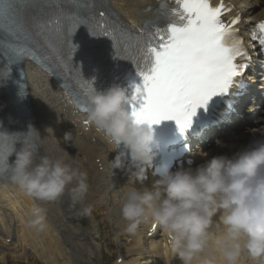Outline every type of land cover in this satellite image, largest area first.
<instances>
[{
    "label": "clouds",
    "instance_id": "obj_1",
    "mask_svg": "<svg viewBox=\"0 0 264 264\" xmlns=\"http://www.w3.org/2000/svg\"><path fill=\"white\" fill-rule=\"evenodd\" d=\"M125 100V90L114 85L104 91L92 87L85 103L89 125L103 133L113 150L123 145L111 166L127 175L119 205L125 230L135 233L141 225L158 227L181 264H264V134L231 156L214 155L195 168H164L149 188L143 182L156 154L154 129L135 122ZM63 136L68 142L72 133ZM19 138L21 146L7 172L12 184L32 201H56L66 189L74 203L85 199L86 170L59 157L39 155L42 138L31 123ZM216 143L223 146L222 141ZM91 212L90 206H84L76 215ZM45 217L46 209L36 204L25 227L43 231Z\"/></svg>",
    "mask_w": 264,
    "mask_h": 264
},
{
    "label": "snow or ice",
    "instance_id": "obj_2",
    "mask_svg": "<svg viewBox=\"0 0 264 264\" xmlns=\"http://www.w3.org/2000/svg\"><path fill=\"white\" fill-rule=\"evenodd\" d=\"M100 7L105 11H98ZM227 11L223 0L215 6L210 0H176L170 10L162 4L155 17L133 35L101 0H0V54L9 63L28 58L52 75L67 70L79 84L74 93L77 104L84 105L83 97L92 85L72 67L71 35L79 25H86L92 35L110 38L116 55L134 64L141 65V60L143 65L151 64L150 72L140 73L143 103L139 108L130 105L134 121L151 126L171 119L183 132L197 106L227 93L251 59L236 27L239 16L225 22ZM177 16L185 21L182 25L173 19ZM163 21L171 22L161 27ZM257 27L260 31L253 30L250 36L264 50V22ZM2 74L7 76V70ZM139 92L137 86L133 100ZM16 138L0 134V171L5 170Z\"/></svg>",
    "mask_w": 264,
    "mask_h": 264
},
{
    "label": "bare ground",
    "instance_id": "obj_3",
    "mask_svg": "<svg viewBox=\"0 0 264 264\" xmlns=\"http://www.w3.org/2000/svg\"><path fill=\"white\" fill-rule=\"evenodd\" d=\"M126 2L125 0H115L116 5H120L121 8L119 9H123V3ZM138 4H145L144 0H140L138 2H136ZM247 16L248 17H255L254 11L252 9H248L247 10ZM33 88H31L32 91V97H31V101L34 102V106L36 111L38 109L41 108V112L42 115L37 116V121L35 124V128L39 131L40 136L42 138V141L38 143V153L39 155H50L53 157V155H55L56 157L62 158L66 163H67V159H68V164H70L73 167H76L75 165L72 164L71 160L68 158V154L71 153V151H76V152H80V151H90V150H95L101 157L102 159L105 161L106 165L104 166V170L102 172H98L95 168H93L92 164L90 163V165L87 167V173L89 176L94 175V177L96 176H100V178L102 179V186L99 187L98 185H95L94 183H96V181L94 180L93 186L95 191L97 192L98 196H99V202L100 204L106 203V205H101L103 208L102 210L106 211L107 214H109V208H108V201L110 199V197H115L117 196L119 199V202L115 203V206L119 209V205H120V201L122 199V197L125 194V187L120 183V184H115L116 179L118 177V181H120L122 179V175L121 173H117V172H111L109 165H108V161L105 159L104 156V149H108V146L105 143H101L102 148H97L96 145L94 144H89L86 142L85 137H77L75 135V133L79 132L80 130H82L83 126L78 125L77 127H75L72 123H63L62 126L64 127V131L61 129V125L59 124V126H56V131L54 132L53 128L55 125L54 122V118L51 116L52 113H54L56 111V108L51 106L49 107V105H52L54 102H56L54 99H49V96L53 95V92H51V90L49 88H47L45 86V84H43L42 82H40L39 80H36L33 83ZM48 105V106H47ZM47 106V107H45ZM63 107V105H62ZM40 122V123H39ZM40 125V127H39ZM50 128V131H46V129ZM91 128V127H90ZM263 130V134H264V128H261ZM66 131H70L72 133V138L71 140H76L77 141V146L72 145V142H65L64 140V133ZM249 132H255L253 130H249ZM94 133L92 132V134H90L87 138L88 141H90L91 138H94ZM245 135V134H244ZM254 138H261V135L259 136H254ZM98 142H101V139L98 137L97 138ZM250 143V141H246L243 144L240 143H236L233 142L231 144L229 153H235L238 150H240L241 148L247 146ZM223 146L218 145L216 148L211 149L209 152L206 153V156L217 151V150H222ZM196 156V155H195ZM81 157H86V154H82ZM199 159V164L204 163L202 160H200V156L197 155L196 156ZM81 158H77L74 163L76 164L77 162V167L79 166V163L81 162L80 160ZM111 172V173H110ZM110 175L112 178H114V186L111 188V183H110ZM2 183H4V181H2L0 179V191H2L1 195L2 197H4L5 199H12V202L15 203L17 201H21V208H22V213L25 214V217L30 218V214H28V208L27 205L25 203V201H31L35 204H39L40 206L44 207L46 209V212L49 213V216L55 220V223L57 225V227H53V232L54 234H58L59 231H62L65 234H68L69 237H71V235H69L71 233L70 228L68 226H65V223L62 221H60V219L58 220L60 223L58 224V222L56 221L57 218L59 216H57L56 214H60L59 211L57 209L54 210L53 207H55L56 203H60V208H63L65 206V209H69L71 211V208L69 206H67L65 199H60L61 197L63 198L64 196H70L69 193H65L63 196H61L59 199H57L56 201L53 202H44L42 204V202H37V201H32L30 200L26 195H24L15 185H10L8 183H5V186L2 185ZM71 197V196H70ZM85 199L88 200L87 195L85 197ZM35 206L34 204L32 205V207ZM31 207V208H32ZM57 207V208H59ZM30 208V211H31ZM69 213V212H68ZM111 214V213H110ZM46 218V217H45ZM65 219V217H63ZM66 220V219H65ZM66 221H71V220H66ZM45 224H47L45 222ZM145 229V225H141L137 231L135 232V235L131 236V238H129L130 241H132V246H133V252L135 254H137L138 257L136 258H132L130 260H124L122 261L121 264H164L161 259H160V252L162 251V246H163V242L165 241V238L159 235V239H154V240H148L144 237L142 231ZM73 230L74 233L76 232V228L75 226H73ZM38 236H35L34 239H37ZM73 238V237H72ZM25 241V240H24ZM29 241V240H28ZM26 241V242H28ZM69 242V241H68ZM147 246V247H146Z\"/></svg>",
    "mask_w": 264,
    "mask_h": 264
},
{
    "label": "rangeland",
    "instance_id": "obj_4",
    "mask_svg": "<svg viewBox=\"0 0 264 264\" xmlns=\"http://www.w3.org/2000/svg\"><path fill=\"white\" fill-rule=\"evenodd\" d=\"M61 216L63 217L65 216V214H60L59 217ZM76 218L82 222V230L79 233H74L73 227L68 226L71 231V233L69 234L71 235V239L69 240V242H67V244L69 247H72L73 242H77L79 239L83 243L81 251L82 256L79 258L80 263L113 264L111 256L122 255L126 258L127 254L124 252L123 248H120V246L124 244L123 240L120 241V244H114V242H112L113 238L111 237V233L109 234V236H105L107 239L102 238L108 228L106 224H99L100 219H98V217L92 220L91 216L76 215ZM58 220L59 219L57 218L56 221L59 224L60 222ZM62 220L63 219H60V221ZM47 224H49V226ZM47 224H45L44 230L42 231L43 243L41 244V246L45 244L46 248L49 250L48 252L52 253V256L58 259L60 264H62L63 262L64 264H71L72 262L70 263L69 257L64 253V250H62L63 246L56 243V238L53 236L52 225L49 222ZM75 228L76 231L79 229V227L76 226ZM78 243L79 242H77V244ZM74 252L75 251L73 247L72 253ZM62 253H64V255H62ZM128 258L130 257H127L126 259ZM31 259H33L31 261L32 264H36L38 262L35 254H33L32 257L29 258V260Z\"/></svg>",
    "mask_w": 264,
    "mask_h": 264
}]
</instances>
